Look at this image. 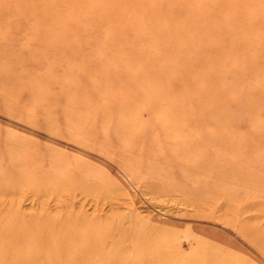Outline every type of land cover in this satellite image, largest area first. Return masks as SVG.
<instances>
[{"label": "rangeland", "instance_id": "374dc122", "mask_svg": "<svg viewBox=\"0 0 264 264\" xmlns=\"http://www.w3.org/2000/svg\"><path fill=\"white\" fill-rule=\"evenodd\" d=\"M262 166L264 0H0L9 233L70 225L103 256L264 264Z\"/></svg>", "mask_w": 264, "mask_h": 264}, {"label": "bare ground", "instance_id": "6f19581e", "mask_svg": "<svg viewBox=\"0 0 264 264\" xmlns=\"http://www.w3.org/2000/svg\"><path fill=\"white\" fill-rule=\"evenodd\" d=\"M261 165L263 164L262 160ZM264 171V167L262 166ZM255 171V170H254ZM164 172V171H163ZM241 177V176H240ZM243 177V176H242ZM262 175H259L252 182L254 192L257 188H262ZM248 178V177H247ZM254 178V176H253ZM252 178V179H253ZM250 179V178H249ZM247 184V183H246ZM248 185V184H247ZM238 188V187H237ZM236 189V188H235ZM190 199L200 202L205 199L206 190L204 184H195L191 190H188ZM238 191V190H237ZM236 190L231 195V200H235ZM235 194V195H234ZM204 202V201H202ZM43 228V227H42ZM44 231L39 228H32L29 231L16 229L14 233H9L4 226L0 227V264H96L100 261L102 264H159L158 253L151 250L147 255L135 252L132 257H126L121 254L115 256V251L109 256H103L101 247L102 239L96 238L90 242L88 237H83V231H78L73 226H66L64 229L54 231L51 226H46ZM241 231L252 235L256 232L252 227L241 225ZM261 237L259 245L262 253H264V232L257 231ZM57 238L51 241L50 238ZM199 240V239H198ZM203 244V243H202ZM200 250V249H199ZM198 250V251H199ZM206 252V251H205ZM205 252H199L196 259L202 258ZM197 254V253H196ZM204 257V256H203ZM227 261L211 260L192 262V258L184 264H230ZM163 264H173L172 262H164Z\"/></svg>", "mask_w": 264, "mask_h": 264}]
</instances>
